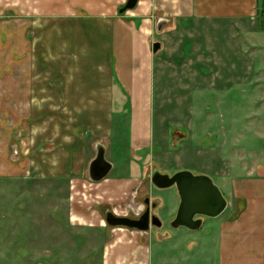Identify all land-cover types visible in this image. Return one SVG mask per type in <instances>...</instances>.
<instances>
[{"label":"crops","instance_id":"crops-1","mask_svg":"<svg viewBox=\"0 0 264 264\" xmlns=\"http://www.w3.org/2000/svg\"><path fill=\"white\" fill-rule=\"evenodd\" d=\"M125 1L0 0L2 229L6 220L8 197L17 195L11 188L17 187L18 182V179L10 178L15 175L9 172L11 164L5 158V153L9 152V135L15 129L9 128V119L17 120L19 136L30 134L37 137L38 134L42 135V129L33 121L42 118L44 114L43 118L48 116L50 122L48 133L44 134L57 137V143L64 145L74 144L72 137L76 135L79 138L76 142L78 146L83 142L76 131L85 133L96 129L98 135L107 136L111 144L109 138L113 135L115 119L121 123L128 119L127 148L117 150L129 152L130 162L124 177L108 176L103 180L108 181L107 200H116L118 203L124 197L126 192L118 189L119 183L126 182L132 189L138 182L139 168L135 159H142V152L151 148L154 139L152 91L156 69L160 65L156 56L162 50L156 54L152 51L155 41L153 23L149 18L152 14L151 1L139 0L134 10L120 15L119 9L128 0ZM257 2L177 0L172 8L183 19L194 10L189 17L195 20L236 21L256 16ZM161 19L170 21L165 17L159 18L156 31ZM263 151L256 156V161L251 162L250 167L245 168V177L242 173L231 180L234 187L230 199L232 203L235 201L234 206L239 210L233 216H227L225 212V215L209 219L206 223L204 219L202 233L189 244L191 250L196 248L195 255L208 264H213V254L217 264H264ZM144 155L147 157L149 154ZM49 160V167L57 171V160L53 156ZM24 166H27V162H24ZM157 170L166 173L165 170ZM148 174L145 179L150 177ZM222 175L223 183H227V174ZM52 178L56 183L66 179ZM29 193L34 203L28 215L33 218V225L39 229L40 234L36 237L34 235L32 243L19 245L17 240L5 239L3 229V243L5 246L7 242L8 247H4L3 243L0 245V257L5 263H169L163 243L171 239L170 235L158 236L153 240L151 231L139 232L126 228L108 230L107 224H102L105 220L92 222L94 219L84 213L75 214L66 203L58 208L53 194H38L36 189L33 194ZM17 199L21 201V195ZM43 199L51 203L50 208L44 207L46 203L43 204ZM64 200L67 203L69 201L68 197ZM230 203L229 200L228 207L232 206ZM7 210L10 211L8 207ZM21 210L18 207L12 210L15 211V219H25ZM112 211L117 215L115 209ZM75 233L79 234L77 239ZM213 242L217 249L213 250Z\"/></svg>","mask_w":264,"mask_h":264},{"label":"rangeland","instance_id":"rangeland-1","mask_svg":"<svg viewBox=\"0 0 264 264\" xmlns=\"http://www.w3.org/2000/svg\"><path fill=\"white\" fill-rule=\"evenodd\" d=\"M149 1L152 3L149 18L153 23V40L161 42L163 49L156 56L160 65L156 69L152 91L154 139L151 148L142 152V159H135L139 168L137 185L130 189L126 182L119 183L118 189L126 193L117 203L116 200H107L108 181L98 185L88 176V164L99 142L107 148V159L117 167H113L109 178L126 175L129 152L117 149L127 148L128 119L122 121L123 124L115 119L113 135L109 138L111 144L107 136L98 135L96 129L85 133L76 131L83 142L81 146L76 144L79 139L76 135L72 137L74 144L64 145L57 143V137L44 134L50 128L49 118H43L44 114L33 121L42 129V135L37 137L30 134L19 136L17 120L9 119V128L15 129H11L9 152L5 153V158L11 164L9 172L15 175L10 178H16L18 182L17 187L11 188L17 195L8 197L10 211L5 207V239L25 245L32 243L40 234L33 225V218L28 215L34 202L32 195L27 193L33 194L35 189L45 196L53 194L58 208L66 203L75 214L84 213L95 223L105 220L106 209H115L118 216L138 217L144 209L142 200L149 196L161 203L155 215L161 220L162 227L150 229L153 240L158 236L171 237L163 243L169 257L167 264H208L195 255L196 248H189L193 238L196 240L202 233V228L190 231L172 227L180 206L176 187L159 189L148 185L145 176L157 169L165 170L170 176L183 171L206 175L232 203L230 198L234 185L231 180L242 173L245 177V168L250 167L264 150V21L261 22L260 18L264 0H258L256 16L236 21L195 20L189 17L194 10L183 19L172 8L177 0ZM164 17L170 20L169 24L158 34L157 20ZM24 125L28 126L25 122ZM144 154L149 155L146 157ZM51 156L57 160V171L49 167ZM222 173L227 174V183H223ZM52 177L66 179L56 183ZM18 195H21V201L17 199ZM66 197L68 203L64 200ZM234 202L228 207L227 216H233L239 210ZM45 203L44 207L50 208L51 203L43 199ZM16 207L24 212V220L23 217L15 219V211L12 210ZM204 219L205 223L209 220ZM102 224L106 225L105 221ZM106 227L111 230L108 225ZM3 229L0 219V245L5 240ZM77 237L79 234L75 233V239ZM215 248L213 242V250ZM206 250H209L208 246ZM0 264L8 263L0 257ZM213 264H217L214 254Z\"/></svg>","mask_w":264,"mask_h":264},{"label":"water","instance_id":"water-1","mask_svg":"<svg viewBox=\"0 0 264 264\" xmlns=\"http://www.w3.org/2000/svg\"><path fill=\"white\" fill-rule=\"evenodd\" d=\"M139 0H128L119 9V14L124 15L134 10ZM169 24L168 20L161 19L157 25L158 33ZM162 44L156 41L152 44L154 54L162 50ZM103 152H99L96 159L90 165V176L93 183L105 180L113 170L114 165L105 157V147L101 145ZM152 177V183L159 189L176 187L180 196V206L176 218L172 222L175 229L186 228L190 231H197L202 228L204 218L216 219L223 215L228 208V201L213 180L206 175H194L188 171L170 176L167 173L156 171ZM105 222L111 228H126L139 232H149L152 227L161 228L162 222L158 216L151 217L149 210L143 213L138 219H131L126 216H118L113 211L105 212Z\"/></svg>","mask_w":264,"mask_h":264},{"label":"flooded vegetation","instance_id":"flooded-vegetation-1","mask_svg":"<svg viewBox=\"0 0 264 264\" xmlns=\"http://www.w3.org/2000/svg\"><path fill=\"white\" fill-rule=\"evenodd\" d=\"M101 145H102V144H97V145H96V147H95V155H94V157L90 160V162H89V164H88V176H89V179H90V176L95 175V173L93 174V173L90 172L89 168H90V165H91L92 161H94V160L96 159L98 153H99V152H103V149L101 148ZM106 155H107V150H105V157H106ZM106 159H107V157H106ZM107 160H108V159H107ZM108 161H109V160H108ZM155 172H156V171L153 170V171H152L150 174H148V175H149V176H152ZM146 183H147L148 185H153V183H152V177L150 178V180H149V178H148L147 181H146ZM153 186H154V185H153ZM160 204H161V203L158 202L156 199H151L149 196L144 197V199L142 200V205H143V207H144L142 214L145 213L147 210H149V213H150L151 217H153V216L155 215V210L159 207ZM110 210H111V209H110ZM107 211H108V209L105 210V212H107ZM111 211H112V210H111ZM105 212H104V213H105ZM142 214H140L138 217H131V216H129V215H127L126 217H129V218H131V219H138Z\"/></svg>","mask_w":264,"mask_h":264},{"label":"trees","instance_id":"trees-1","mask_svg":"<svg viewBox=\"0 0 264 264\" xmlns=\"http://www.w3.org/2000/svg\"><path fill=\"white\" fill-rule=\"evenodd\" d=\"M264 5V4H263ZM261 22H263L264 21V11H262V13H261Z\"/></svg>","mask_w":264,"mask_h":264}]
</instances>
